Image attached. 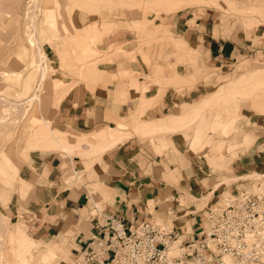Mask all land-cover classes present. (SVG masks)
<instances>
[{"label":"crops","instance_id":"obj_1","mask_svg":"<svg viewBox=\"0 0 264 264\" xmlns=\"http://www.w3.org/2000/svg\"><path fill=\"white\" fill-rule=\"evenodd\" d=\"M211 2L214 5L195 13L187 10L188 5L160 11L155 25L163 26L192 50L195 61L220 68L236 52H249L252 42L245 30L234 27L227 11L219 9H224L219 0ZM258 30V44L264 46L261 24ZM184 57L178 56L180 61L187 60ZM134 66L136 69L131 71L138 72V65ZM123 71H128L125 65L113 71L101 70L94 80L88 77L72 87L67 93L70 96L59 101L55 113L49 106L45 108L43 116L45 113L55 130L67 127L86 134L99 129L98 137L91 133L73 142L65 137L68 143H79L83 151L73 149L69 153L46 147L39 139L28 136L20 139L23 146L13 152L16 175L8 171L11 179L1 176L10 187L0 182V223L7 229V223L12 226L20 220L25 232L39 242L30 264H45L40 255L46 248L54 253L50 264H69L80 257L91 234L106 239L104 229L113 217L128 229L148 217L171 220L183 242L209 227L210 220L203 213L209 206L221 207L229 202L223 200L224 193L244 190L264 195L263 121L254 120L253 129L243 126L242 135L225 145L220 141L213 144L216 149L222 145L226 155L209 153L207 144L211 140L208 136L202 138V128L226 133L233 128L234 113L226 112L227 119L220 122L216 112L211 122L195 127V119L203 118V111L220 99L229 102L241 97L231 86L236 78L201 97L206 89L201 81L191 87L180 83L172 86L164 85L163 78L152 81L155 78L149 75L150 81L141 83L142 76H126ZM246 91L249 96L240 99L248 100L252 106L250 88L243 93ZM140 93L148 96L142 107ZM191 110L197 112L194 120L187 115ZM122 117H128L126 121L131 124L121 122ZM143 123L148 127L141 132ZM114 125L118 141L104 147L107 150H97L96 145L92 151L88 146L93 142L92 135L98 138L100 147ZM179 198L184 199V205H179ZM115 254V250H106L93 264H108Z\"/></svg>","mask_w":264,"mask_h":264},{"label":"rangeland","instance_id":"obj_2","mask_svg":"<svg viewBox=\"0 0 264 264\" xmlns=\"http://www.w3.org/2000/svg\"><path fill=\"white\" fill-rule=\"evenodd\" d=\"M211 1L0 0V182L5 185L7 183L10 187L8 182L1 180V176L4 179H11L10 174L16 175L17 164L13 152L23 146L20 139L26 140V137L32 136L34 139H39L46 147L59 148L61 145L74 148L80 144L68 143L66 138L73 142L80 137H88L91 133L98 137L99 129L91 130L86 134L76 133L67 127L63 131L55 130L50 127V121L44 117L45 113L43 116V112L49 106L55 113L59 101L70 96L67 95L68 91L86 78L90 77L94 80L93 77H99L101 70L113 71L124 65L128 71H123V74L132 77L142 76L141 83L149 82V75L155 78L152 81L158 82V78H163L164 85L172 86L180 83L182 87H191L192 84L201 81V85L206 88L201 97L232 78H236L232 82V89L241 97L249 96L247 91L243 93L245 88L249 87L252 106L248 100H241V97L229 102L220 99L219 103L203 111L204 115L201 119H195L197 116L195 110L187 114L189 120L195 119V127L211 122L216 112L220 114V122L227 119L226 112L236 115L233 128L231 127L226 133H219L205 126L202 128V138L208 136L211 140L210 144H207L210 147L209 153L218 152L226 155L227 150L222 145L230 139L233 140L232 138L237 135H242L243 126L253 129L256 127L254 120L264 122L262 115L264 114V83L262 84L264 77H261L264 74V46L258 44L257 38L260 32L258 25L261 24V28L264 29V0H219V4L224 6L225 10L220 6L219 9L227 11L226 15L232 19L234 27L245 30L246 37L252 42L249 52H236L232 59L220 68L208 67L205 62L195 61L196 56L192 50L178 42L176 37L169 34L163 26L155 25L157 22L155 18L160 20L156 17L160 11L167 12L188 5L190 8L187 10H195V13L203 7L214 5ZM50 20H54L57 24L66 23L65 29H57L61 36L53 41L49 38V35H52L50 27L44 23ZM192 21L193 19L189 23L191 24ZM28 39H36L43 54L42 58L35 53ZM179 55H185L184 59L187 56V60L180 61ZM40 58L45 73L41 82H39ZM136 64L138 72L131 71L136 69L134 66ZM240 73L245 74L240 75ZM254 74H257L254 79H247ZM245 79L248 80L245 83H236ZM139 97V104L142 107L148 102V96L145 97L140 93ZM201 97H198V101ZM31 98L35 99L30 101ZM4 111L11 112L9 116L7 115L8 120L3 117ZM18 111L20 114L15 118V112ZM126 118L128 117L120 118L121 122L131 124ZM146 124H140L141 132L147 131ZM118 128L125 130L126 126L118 125ZM38 129L44 131L43 135L35 134ZM110 129L113 132L108 131V137H103L105 142L116 138L114 131L117 129L116 126ZM95 135H92L93 142L88 143L92 151H94L93 146L99 144ZM217 141L223 142L222 145H218V149L213 147ZM243 193L248 192L244 190L226 192L222 197L224 201L226 199L234 201ZM251 193L255 194L254 191ZM178 202L184 205V199L179 198ZM212 207L214 206H209L207 209ZM207 214L203 213V216L206 217ZM148 218L172 223L171 220L158 216ZM0 229L2 230H0V264H30L33 251L39 242L25 232L23 223L20 220L12 226L7 223V229L3 223H0ZM180 241L181 238H177L172 243L175 246L174 254L177 253L176 245ZM170 252L169 248L168 254ZM53 256L52 249L46 248L40 255V260L50 264L49 260Z\"/></svg>","mask_w":264,"mask_h":264},{"label":"built area","instance_id":"obj_3","mask_svg":"<svg viewBox=\"0 0 264 264\" xmlns=\"http://www.w3.org/2000/svg\"><path fill=\"white\" fill-rule=\"evenodd\" d=\"M207 213L209 227L176 245V254H168L178 238L171 224L146 218L128 229L109 218L106 239L91 234L69 264H93L106 250L116 251L108 264H264V195L243 193Z\"/></svg>","mask_w":264,"mask_h":264},{"label":"bare ground","instance_id":"obj_4","mask_svg":"<svg viewBox=\"0 0 264 264\" xmlns=\"http://www.w3.org/2000/svg\"><path fill=\"white\" fill-rule=\"evenodd\" d=\"M56 2H58V1H56ZM55 4V3H54ZM34 5V4H33ZM64 5V4H63ZM61 6V5H60ZM62 10V9H61ZM57 11V10H56ZM59 11H60V9H59ZM57 13V12H56ZM55 13V14H56ZM60 15V14H59ZM53 16H54V13H53ZM57 16H58V13H57ZM56 16V17H57ZM61 16H63V15H61ZM55 17V16H54ZM60 17V16H59ZM63 18V17H62ZM61 18V19H62ZM55 19V18H54ZM60 19V18H59ZM63 21V20H62ZM60 22V21H59ZM65 22V21H64ZM46 25H48L49 27H50V30H51V32H52V35L50 34L49 35V38H51V40L53 41V40H57V38H59V35L60 34H58L59 32L57 31V29H65V25H66V23H65V25H63V24H57L54 20H50L48 23L47 22H44ZM65 26V27H64ZM68 28V27H67ZM65 33H66V31H65ZM61 36V35H60ZM46 41V40H45ZM47 41H49V40H47ZM28 42H29V44H30V46H32V47H34L33 49H35V53H37V55H40V57L42 58V51H41V49H40V47H39V44L37 43V41H36V39H28ZM49 43H50V41H49ZM53 44V43H52ZM60 44V43H59ZM47 45V44H46ZM31 47V48H32ZM53 52H56V51H53ZM38 58V57H37ZM39 59L40 61H39V67H40V72H41V76H40V79H39V82H41V80L43 79V77H44V75H45V73H44V64H43V61H42V59ZM6 71V70H5ZM4 71V72H5ZM257 76V74H254V75H252L251 77H249V78H247V79H249V80H251V79H254L255 77ZM261 77H264V74H262V76ZM247 79H245V80H239L238 82H236V83H238V84H241V83H245L246 81H248ZM264 83V78H263V80H262V84ZM240 86V85H239ZM235 87V86H234ZM237 87V86H236ZM35 98H31L30 99V101H32V100H34ZM7 103V102H6ZM4 106V105H3ZM2 108V107H1ZM4 108H5V106H4ZM9 110V109H8ZM8 110H6V111H8ZM6 112L4 111V118L6 119L7 118V120L9 119L8 117H7V115L9 114H11V112H8V113H6ZM20 114V112L18 111V112H15V118L17 117V115H19ZM8 115V116H9ZM4 119V120H5ZM5 122V121H4ZM3 125V124H2ZM43 130L42 129H38V130H36L35 131V134L36 135H43ZM118 139L119 138H115V139H110L109 141H107V142H105L104 144H102V146H100L99 147V145H97L96 146V148H98L97 150H100V149H103L104 147H108V146H110V145H112V144H114L116 141H118ZM112 147V146H111ZM59 148L60 149H62V151H65V152H69V153H73V149H75L76 151H79L80 149H82V151H83V147L82 146H80V145H78V146H76V147H74V148H70V147H63V146H61V145H59ZM106 148H104L105 150H107ZM100 152V151H99ZM104 152V151H103ZM102 153V152H101ZM264 176V175H263ZM251 177H257L256 175H253V174H251ZM261 178V177H260ZM258 180V179H257ZM90 196V195H89ZM183 203H181V204H179V205H182ZM1 230V229H0ZM2 231V230H1ZM0 246H1V241H0ZM174 248H175V246L174 245H172L171 244V247H170V254H174L175 253V250H174ZM227 262H229V260H227Z\"/></svg>","mask_w":264,"mask_h":264}]
</instances>
